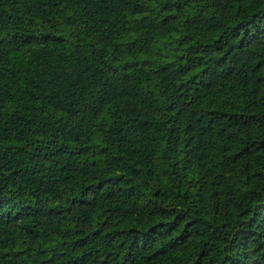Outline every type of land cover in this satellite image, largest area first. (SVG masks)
<instances>
[{
    "label": "trees",
    "instance_id": "obj_1",
    "mask_svg": "<svg viewBox=\"0 0 264 264\" xmlns=\"http://www.w3.org/2000/svg\"><path fill=\"white\" fill-rule=\"evenodd\" d=\"M0 264H264V0H0Z\"/></svg>",
    "mask_w": 264,
    "mask_h": 264
}]
</instances>
